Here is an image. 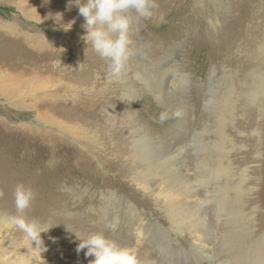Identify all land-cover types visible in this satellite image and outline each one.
Masks as SVG:
<instances>
[{
	"label": "rangeland",
	"instance_id": "obj_1",
	"mask_svg": "<svg viewBox=\"0 0 264 264\" xmlns=\"http://www.w3.org/2000/svg\"><path fill=\"white\" fill-rule=\"evenodd\" d=\"M219 1L217 9L211 0H157L158 14L134 23L132 55L116 79L82 39L85 21L74 2L0 0V86L11 92L0 93V264H90L87 249L76 251V233L97 232L149 263H171L161 250L164 236L174 261L196 264L198 246L211 264L244 263L232 254L240 229L217 206L221 188L231 189L225 196L241 197L238 217L252 241L264 236V0ZM250 12L247 28L255 21L262 34L234 62L221 40L209 38L235 30ZM54 22L64 29L53 30ZM45 69L57 80L48 103L34 87L43 80L33 74ZM161 111L169 118L154 121ZM228 167L232 178L224 176ZM176 174L192 179L182 177L183 189L188 202L204 200L199 210L175 205ZM18 183L36 193L23 213L14 203ZM198 211L207 218V242L171 218L191 223ZM17 217L36 223L39 244Z\"/></svg>",
	"mask_w": 264,
	"mask_h": 264
},
{
	"label": "clouds",
	"instance_id": "obj_2",
	"mask_svg": "<svg viewBox=\"0 0 264 264\" xmlns=\"http://www.w3.org/2000/svg\"><path fill=\"white\" fill-rule=\"evenodd\" d=\"M73 2L85 21L82 27L86 31L82 39L102 59L109 61L110 77L120 78L132 55L133 25L155 16L159 7L157 0H70V5ZM168 118L167 111H161L158 117L153 119L163 123ZM13 197L16 209L23 213L30 208L36 193L31 186L18 183L14 188ZM13 222L32 240L40 243V240L36 238L35 222L26 223L23 217L14 218ZM108 228L115 232L116 224H109ZM76 234L80 240L76 251L87 249L85 255L94 257L90 264H139L134 251L121 246L103 232L90 233L86 237Z\"/></svg>",
	"mask_w": 264,
	"mask_h": 264
},
{
	"label": "bare ground",
	"instance_id": "obj_3",
	"mask_svg": "<svg viewBox=\"0 0 264 264\" xmlns=\"http://www.w3.org/2000/svg\"><path fill=\"white\" fill-rule=\"evenodd\" d=\"M170 1V0H169ZM184 1V0H182ZM212 1V4L217 7V9L219 8H222L223 5H222V2L219 1V0H211ZM253 1H257V0H253ZM181 2V1H179ZM251 2V1H250ZM185 3V2H184ZM178 4V3H177ZM183 4V3H181ZM186 6V5H185ZM239 6V5H238ZM241 6V5H240ZM176 7V6H175ZM187 8V7H186ZM243 8L245 9V4L243 3ZM239 9V8H238ZM241 9V8H240ZM236 10V8H235ZM227 12H229L228 14L230 13H235L234 9L231 7L230 10L228 9ZM241 12V11H240ZM248 12V11H247ZM177 13V12H176ZM224 13V12H223ZM158 14V13H156ZM171 14V13H170ZM174 14V13H173ZM260 14V13H259ZM175 15V14H174ZM252 13H247V15L245 16V20L243 19L242 21V25L241 24L238 26V28H235V30L233 29H229V30H225L226 33L225 35H220V38L219 39H216V37H210V41H214L215 43L218 42V40H221V44L220 46L222 47V50L224 49L225 50V56L227 58H231L234 60V62H238V58H237V55H240L242 52H246V51H254L255 48L257 47V43L259 41V30L260 28L257 29V27L254 26L255 24V21L253 22L252 26L250 28H247L248 26V21L250 20V17H251ZM231 16V15H230ZM243 18V17H242ZM234 19H232L233 21ZM239 21V20H238ZM230 22V21H229ZM234 23V21H233ZM237 23V22H236ZM244 23V24H243ZM49 24V23H48ZM215 24V23H214ZM235 25V24H234ZM237 25V24H236ZM51 27H53V30H57L58 28L59 29H64L63 27H59L58 24L56 22H54L53 24L50 25ZM226 26H229V23H227L226 21ZM233 26V25H231ZM233 28V27H232ZM225 29V28H224ZM262 34V33H261ZM261 43V42H260ZM36 45V44H35ZM264 46V45H263ZM53 48V47H52ZM263 48V47H262ZM264 49V48H263ZM263 51V50H262ZM258 53V52H256ZM262 55V54H261ZM233 56H236V60L234 59ZM241 56V55H240ZM253 56V55H252ZM256 56V55H255ZM264 57V56H263ZM253 60V58H252ZM251 60V61H252ZM250 61V62H251ZM254 61V60H253ZM256 61V60H255ZM94 64L96 62H93ZM109 63V62H108ZM29 64V63H28ZM100 66V65H99ZM103 68V67H102ZM32 70V69H31ZM91 70V68H90ZM89 70V72H90ZM35 72V71H34ZM40 73V72H39ZM38 72L34 73V77L36 79H41L43 80L41 82V84L39 85V87L37 88L36 86H34L36 89L38 90H41L43 91L42 95L40 96H43L41 97L45 103H48L49 101H47V99L50 98V94L48 93V89H51L53 86H54V82L57 81L56 79L53 78L52 75V72L50 69H45L42 73L43 76H41V74H39ZM49 74V75H48ZM127 76V75H126ZM254 78V77H252ZM18 80V78H17ZM254 81H256L255 79H253ZM19 81V80H18ZM17 82V81H16ZM170 82V80H169ZM2 82H0L1 84ZM57 83V82H56ZM38 84V83H37ZM3 85V84H2ZM0 86V93L5 92V97L7 98H10V90L9 88L8 89H4V85L3 86ZM15 88L18 86H20V83H16L14 84ZM51 86V87H50ZM6 87V86H5ZM129 88V87H128ZM32 90V89H31ZM128 90V89H127ZM35 93V92H34ZM36 94V93H35ZM3 95V96H4ZM34 95V94H33ZM254 95V94H253ZM252 95V96H253ZM251 96V97H252ZM256 96V95H254ZM31 97V96H30ZM56 97V96H54ZM130 98V97H129ZM12 99V98H11ZM31 99V98H30ZM37 99V98H36ZM59 99V98H58ZM13 100V99H12ZM50 101H52V99L50 98L49 99ZM55 100V98L53 99ZM250 100V98H249ZM33 101V100H32ZM55 102V101H54ZM233 103V102H232ZM24 104V103H23ZM34 104V103H33ZM36 104V103H35ZM44 104V103H43ZM45 105V104H44ZM50 107V106H49ZM63 108V107H61ZM226 108V107H225ZM235 107H232L231 111L234 110ZM44 110L45 107H44ZM110 112H113L115 109L114 107L113 108H110L109 109ZM230 111V112H231ZM116 112V111H115ZM46 113H49V110H46ZM40 114V113H39ZM45 114V113H44ZM43 115V114H42ZM45 116V115H44ZM46 117V116H45ZM40 118V117H39ZM47 119V117L45 118ZM50 119V118H49ZM52 119V118H51ZM42 120V119H41ZM54 120V119H53ZM52 121V120H51ZM56 122V121H55ZM58 124H60V126H63V123L62 122H59ZM148 140V139H147ZM146 140V141H147ZM151 140V139H150ZM138 141V140H137ZM149 141V140H148ZM154 143V142H153ZM138 144V143H137ZM184 144V143H183ZM139 146V145H138ZM156 146V145H155ZM206 147V146H205ZM203 148V147H202ZM219 151V150H218ZM136 154V153H135ZM145 155V154H144ZM154 155V154H153ZM143 156V155H142ZM146 156V155H145ZM149 156V155H148ZM183 157V156H182ZM141 158V156H140ZM146 158V157H145ZM171 158V157H170ZM142 159V158H141ZM206 159V158H204ZM207 160V159H206ZM146 161V160H145ZM168 162V161H167ZM172 163V162H171ZM170 163V164H171ZM143 164H146V163H143ZM164 164V163H163ZM200 164V163H199ZM174 166V165H173ZM198 167V166H197ZM159 168V167H158ZM174 168V167H173ZM176 170V169H175ZM202 170V169H201ZM200 170V171H201ZM215 170V169H214ZM222 170V169H221ZM179 171V170H178ZM203 171V170H202ZM175 172V171H174ZM138 173V172H137ZM224 173H225V177L226 178H229L231 177L232 178V175L234 174L233 170L231 168H225L224 169ZM197 174V173H196ZM140 175V174H138ZM198 175H199V172H198ZM200 176H201V173H200ZM184 177V179H188L186 182H190L192 181V179L190 178V176H187L186 174H184L183 176L179 174H176V178L179 182V186H180V191L181 193L179 194V196L175 199V205L180 209V208H183L185 205H188V203L190 204H194L196 209L199 210L200 207H202L203 204H205L203 201L202 202H199V201H191V202H188L190 201L189 200V196L187 193H186V190L183 189V186L187 183H185L184 179L182 178ZM193 178V177H192ZM200 179V178H198ZM235 179V178H234ZM203 181V180H201ZM232 183V182H230ZM199 184V183H198ZM188 185V184H187ZM196 185V184H195ZM186 186V185H185ZM189 187V186H188ZM186 188V187H185ZM240 189H241V186H240ZM194 190H196V187L195 188H189L188 191H191L193 192ZM228 190H230L231 192V189H226L225 187L224 188H221V191H220V197H219V201H218V206H217V211H218V214L220 213H226L227 215H229V222L231 224V226H235L236 228L240 229L239 230V233H237L240 238H239V241L241 243V246L239 248V251H233L232 254H233V258H236L237 260H240L241 262L244 261L243 264H264V236L262 237L261 236V239L260 241L256 244V242L252 241V235H251V232L249 229V227H245L244 223H243V220H242V217H238L240 213H242V206H243V202H242V199L241 197H236L235 201H230L228 198H226L225 194H227ZM189 193V192H188ZM182 195H185L187 196V198H183L182 199ZM193 197V196H192ZM207 201V200H206ZM213 202V201H211ZM209 202V203H211ZM127 211V210H126ZM129 212V211H128ZM202 213V212H201ZM194 215H196V219L193 218L192 222L189 223L185 221H183V218H184V215L183 218L180 217L179 214L177 213H174L172 215V221L174 223H176L177 225H181L184 224V225H187L189 227V229H191V234L193 236V238L196 240V241H206L208 240V236L206 234V228H205V225L207 223V218L206 217H201V214H200V211L198 212H195ZM233 215L235 217H233ZM182 219V220H181ZM181 221H183L181 223ZM242 224V225H241ZM184 229V228H182ZM233 229V228H232ZM181 232V231H180ZM250 232V233H249ZM183 234H185L184 232H182ZM166 237L167 236H164L163 238H161V244L163 245V249H161L163 251V253L165 254V257H167L168 259H170V264H185L182 260L181 261H174V259L172 258L173 257V249L168 245V243L166 242ZM160 242V238H158V243ZM202 243V242H201ZM245 243L247 245H245ZM250 243V244H249ZM204 245V244H203ZM155 247V246H154ZM255 248L257 250H253L252 249ZM254 251V255L252 256H248L247 255V252H251V254L253 253ZM194 251H195V257L198 258L197 260V263L196 264H211L213 262V259L210 260L207 255H206V250L204 248H201V247H195L194 248ZM182 253V252H181ZM188 254L184 253L183 256H186ZM146 255L145 254H140L137 256L138 258V262L139 264H154V263H149L148 261H146V258L145 257ZM181 256V255H179ZM189 257V256H188ZM186 258V257H184ZM193 258V257H192ZM232 258V259H233ZM186 260V259H185ZM169 261V260H168ZM195 262V261H194Z\"/></svg>",
	"mask_w": 264,
	"mask_h": 264
}]
</instances>
